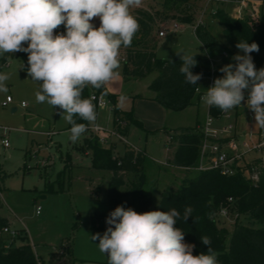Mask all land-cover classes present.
Segmentation results:
<instances>
[{
    "label": "rangeland",
    "instance_id": "1",
    "mask_svg": "<svg viewBox=\"0 0 264 264\" xmlns=\"http://www.w3.org/2000/svg\"><path fill=\"white\" fill-rule=\"evenodd\" d=\"M162 1L142 0L141 5L149 7ZM197 3L192 24L174 20L179 22V32L169 31L165 37H160L159 29L152 34L158 57L175 58L180 57L177 52L192 54L199 51L200 42L194 25L200 17L222 43L228 44L214 13L224 9L233 14L235 3L210 0H197ZM173 22L166 26L167 29ZM237 53L243 54L240 50L235 51ZM121 55H124L122 48ZM8 61L7 66L0 68V72L11 74L7 82L9 91L0 93V101L8 95L13 98L9 105H0V124L10 129L7 135L10 147L0 148V234L7 241H13L12 234L4 232L3 226H8L11 231L24 229L34 245L39 264H69L54 254L56 245L63 237L72 241L73 257L89 259L84 263L76 261L77 264H105L106 255L97 246L99 240L93 241L91 236L96 233L103 235L106 230L91 227V213L110 210L108 186L111 171L92 167V151L86 148L84 138L91 134L108 135L101 144L113 147L116 154L122 153L127 145L144 150L147 155L145 190L156 204L161 192L166 188L179 187L186 174L185 168L168 163L176 147L174 144L169 145V136L175 128L194 126L197 120L203 124L209 106L200 99L183 110L165 109L154 100L155 93L150 86L159 73L157 69L142 78L124 77L121 84L110 85L116 104L120 95L127 97L118 106L124 117L119 119V123L114 120V103L107 94H103L106 105L96 108L95 124L89 125L88 131L73 143L69 140L70 124L62 119L60 110L53 109L46 102H36L38 84L31 81L27 74L28 58L24 59L19 54L11 55ZM212 61L219 62L220 56L214 55ZM122 67L121 61L119 73ZM213 84L214 78L211 76L202 78L199 92L206 94ZM85 88L88 93H92L90 85ZM22 101L25 102L24 106L21 105ZM235 109L228 111L230 117L216 118V125L227 122L234 124ZM247 110L243 102L242 106L237 107L238 132L246 125L254 126L253 120L246 117ZM95 125L102 129L96 134L92 133ZM110 131L115 133L109 134ZM203 163L207 166L206 161ZM197 172V169H192L190 174L195 175ZM38 206L40 212L37 214ZM222 214V210L217 213L218 220L221 219V225L231 231L236 213ZM240 220L245 224L259 225L247 214H241ZM13 242L20 244L21 240Z\"/></svg>",
    "mask_w": 264,
    "mask_h": 264
},
{
    "label": "clouds",
    "instance_id": "2",
    "mask_svg": "<svg viewBox=\"0 0 264 264\" xmlns=\"http://www.w3.org/2000/svg\"><path fill=\"white\" fill-rule=\"evenodd\" d=\"M141 4L142 0H0V55L28 54L26 71L38 84L36 102L60 110L71 125L73 143L97 120L96 105L82 98V92L89 85L103 89L119 76L120 50L131 46L140 29L132 10ZM94 18L100 19L99 27L91 22ZM61 25L66 31L54 34ZM236 48L243 54L219 69L223 77L215 78L201 102L225 113L243 102L254 113L255 127L264 129V68L257 70L251 56L259 52V45L240 40ZM177 55L185 83L197 85L203 74L191 71L197 66L196 55ZM10 78V73L0 72V93L9 91ZM126 99L120 95L117 106ZM75 116L87 123H77ZM192 212L191 206L182 214L176 208L138 213L117 206L106 218L103 235L96 233L91 239L99 240L98 249L108 264H219L210 237H200L207 252L193 255L195 245L186 243L185 232L175 226Z\"/></svg>",
    "mask_w": 264,
    "mask_h": 264
},
{
    "label": "trees",
    "instance_id": "3",
    "mask_svg": "<svg viewBox=\"0 0 264 264\" xmlns=\"http://www.w3.org/2000/svg\"><path fill=\"white\" fill-rule=\"evenodd\" d=\"M197 5V0H164L149 7L141 5L132 11L140 29L131 46L122 47L125 55L122 61L124 77L142 78L157 69L159 73L150 86L155 93L154 100L165 109L183 110L198 103L202 95L197 91L200 80L197 85L185 83L179 72L182 63L180 57H158L152 34L174 20L192 24L195 19L193 11ZM214 16L222 26L228 44L222 43L207 24L198 25L195 34L200 42V50L190 54L196 55L197 60V66L191 71L194 74L202 73L204 78L210 76L213 70L215 78L223 77L224 73L219 69L235 63L232 57L239 50L236 44L240 40L259 45V52H252L251 56L257 70L264 68V15L260 18L236 17L224 9H218ZM23 55L24 58L28 56L24 52ZM214 55L220 56L219 62L212 61ZM91 90L110 97L114 103V120L119 123L124 115L115 102V96L109 94L106 88L98 90L91 87ZM82 98L92 99L86 88ZM92 101L97 108L96 102ZM209 111L216 118L222 114L216 107H209ZM128 114L130 117L131 114ZM74 119L77 123H87L78 116ZM202 139V123L199 120L194 126H182L172 131L169 145L174 144L176 147L168 163L184 167L186 174L179 187L164 189L159 202L154 204L151 195L145 190V151L127 145L122 153L116 154L113 147L102 145L97 135L86 136L84 144L92 151V167L111 171L108 186L110 210L93 211L91 227L106 230V218L117 206L130 207L138 213L176 208L181 214L185 206H191L192 216L186 222L179 219L175 226L185 232L186 243L195 245L193 255L207 252V246L202 244L200 237L208 236L212 241L210 246L218 253L219 264H264V166L259 169L257 179H252L241 170L224 175L218 169L211 168L198 170L195 175H191L190 171L199 163ZM223 209L232 215L236 213L231 231L221 225V219L218 220L217 213ZM241 214H247L259 225L245 224L240 220ZM15 231L17 233L12 235V239L21 240L20 244L7 241L0 234V264H39L27 232L24 229ZM54 254L69 264H76L78 260L73 257L72 241L65 237L56 245ZM104 263L108 264L107 256Z\"/></svg>",
    "mask_w": 264,
    "mask_h": 264
},
{
    "label": "built area",
    "instance_id": "4",
    "mask_svg": "<svg viewBox=\"0 0 264 264\" xmlns=\"http://www.w3.org/2000/svg\"><path fill=\"white\" fill-rule=\"evenodd\" d=\"M219 2H232L236 7L232 15L236 17L250 16L253 18H260L264 15V0H210ZM203 12L201 13V16ZM204 24L203 20H198L194 25L196 29L198 25ZM164 25L160 31L159 36L165 37L169 31L177 33L180 30L179 22L174 21L173 24L168 27ZM25 46V45H24ZM26 47V46H25ZM23 53V52H16ZM123 61L125 56H120ZM214 62V61H213ZM9 64L8 57L3 54L0 55V68ZM215 80V76L212 70L210 75ZM199 92V90H197ZM205 95L202 92L201 97ZM91 98L96 102L97 106H105L106 100L103 94L91 93ZM13 102L12 96L8 95L5 100L0 101L1 106H7ZM22 106L25 102L22 101ZM247 118H250L254 122V126H246L241 131H237V116L235 113V122L222 123L221 126H217L216 117L208 111L204 123L202 124L203 139L200 145V157L198 165L193 168L197 170L204 169H218L224 175H231L238 170L243 171L246 175L252 179H257L258 171L261 166H264V129L255 127L254 113L250 110L246 112ZM221 116L230 117L229 112H222ZM9 127L0 124V148L6 149L10 147V141L8 138ZM102 129L98 126L92 128V132H100ZM114 131H110L109 134H114ZM98 135V134H97ZM122 139L124 136L118 134ZM108 135H98L99 141H105ZM172 139V137H171ZM135 148V147H134ZM206 161L207 166H204ZM37 213L40 212V207H37ZM222 215H226L227 211L222 210ZM4 232H10L15 235L16 231H11L8 226L3 228ZM61 251L58 252L61 255Z\"/></svg>",
    "mask_w": 264,
    "mask_h": 264
},
{
    "label": "crops",
    "instance_id": "5",
    "mask_svg": "<svg viewBox=\"0 0 264 264\" xmlns=\"http://www.w3.org/2000/svg\"><path fill=\"white\" fill-rule=\"evenodd\" d=\"M93 24H94V26H96V25H99L100 26V19L99 18H94L93 19V21H91ZM66 30H65V28H64V26L63 25H61L58 29H56V30H54V34H59V33H64ZM158 35H159V33H158ZM124 52V51H123ZM21 55L22 57L24 56L23 55V53H12V54H10V53H6L5 55L7 56V57H9V56H11V55ZM122 56V55H121ZM125 56V55H124ZM24 58V57H23ZM28 58V56L26 57V58H24V59H27ZM120 61H122L121 59H120ZM122 78H124V74H123V67H122V71H121V73L119 74V76H117L114 80H112L111 82H109L106 86H105V88H106V90H107V92L109 93V94H112L111 92H110V89H111V86L110 85H113L114 83H119V84H121V82H122ZM199 83H200V81H199ZM112 95H114V94H112ZM115 96V95H114ZM7 97V96H6ZM13 110V109H12ZM236 111H235V113H236V116L238 117V111H237V107H236V109H235ZM208 111H209V108H208ZM247 117V116H246ZM245 117V120L247 119ZM248 122V121H247ZM245 123H246V121H245ZM247 124V123H246ZM243 125H245V124H243ZM246 126H248V125H246ZM245 126V127H246ZM244 128V127H243ZM184 168V167H183ZM186 170V169H185ZM37 213V212H36ZM38 214V213H37ZM78 259V258H77ZM86 260H89V259H84V258H82V259H78L77 260V262H81V263H84V262H86ZM91 260V259H90ZM105 262V261H104ZM77 264V263H76ZM80 264V263H79Z\"/></svg>",
    "mask_w": 264,
    "mask_h": 264
},
{
    "label": "water",
    "instance_id": "6",
    "mask_svg": "<svg viewBox=\"0 0 264 264\" xmlns=\"http://www.w3.org/2000/svg\"><path fill=\"white\" fill-rule=\"evenodd\" d=\"M15 110V108H13V111Z\"/></svg>",
    "mask_w": 264,
    "mask_h": 264
}]
</instances>
